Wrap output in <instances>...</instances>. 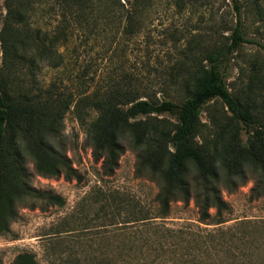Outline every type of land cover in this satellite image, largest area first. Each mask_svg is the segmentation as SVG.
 <instances>
[{
	"label": "trees",
	"instance_id": "16d2710c",
	"mask_svg": "<svg viewBox=\"0 0 264 264\" xmlns=\"http://www.w3.org/2000/svg\"><path fill=\"white\" fill-rule=\"evenodd\" d=\"M60 1L61 24L53 34L49 36L47 31L33 27L34 34L30 36L21 35L20 26L24 30L30 26L28 19L35 11L34 2L5 0L7 15L0 31V50L6 56V67L25 64L27 74L33 77V67L38 62L57 60L58 45L69 39L74 28L81 29L85 38L109 31L113 38L131 39L142 27L143 13L157 0ZM172 2L182 4L184 0ZM235 8L238 20L230 41L203 46L199 53L189 56L185 74L178 80L186 90L185 96L178 101L173 97L157 98L121 75L103 88L83 89L73 105L93 156L102 160L105 173L111 174L115 169L126 140L136 152V174L147 176L158 187L153 210L118 191L109 193L114 210L113 230L179 231L175 237L183 250L178 257L181 264H264V220L257 224L242 220L233 226L219 227L226 221L229 209L221 188L234 190L250 174V196L264 198V83L262 91L256 92L259 104L255 98L242 101L228 89L221 69L245 40L240 7ZM187 55L186 51L185 59ZM10 77L0 74V235L10 231V223L18 217V207L44 208L64 203L60 195L31 185L27 159L38 174L81 179L68 158L51 142L70 102L52 98L49 91L40 92V87L36 93L23 85L19 88ZM217 101L220 108L214 106ZM204 109L208 124L201 121ZM163 114L175 117L173 128L158 117ZM140 116L144 120H139ZM203 127L208 128L206 133L211 129L210 140L202 135ZM240 130L246 134L243 140ZM189 199L197 207L199 222L218 227L193 231L165 226L162 219L168 214L170 203H187ZM234 227L242 230L235 231ZM161 248H153V258L135 264H163L155 259ZM8 264H36V259L30 252H21Z\"/></svg>",
	"mask_w": 264,
	"mask_h": 264
},
{
	"label": "rangeland",
	"instance_id": "374dc122",
	"mask_svg": "<svg viewBox=\"0 0 264 264\" xmlns=\"http://www.w3.org/2000/svg\"><path fill=\"white\" fill-rule=\"evenodd\" d=\"M32 1L35 11L28 19L30 26L26 30L20 26V34L33 36L34 28L39 27L51 36L61 24V1ZM235 5L240 7L239 20L245 40L221 69L232 93L242 101L255 98L259 104L256 92L262 91L264 83V0H184L182 4L157 0L143 13L142 27L131 39L113 38L109 31L85 38L81 29L74 28L69 39L58 45L57 60L38 62L33 67V77L27 74L25 64L6 67V56L0 50L2 77L10 75L19 88L23 85L36 93L40 87V92L46 90L50 97L70 102L57 123L55 139L50 141L81 175L79 181L66 179L62 174L41 175L35 172L31 160H26L31 185L60 195L64 203L44 208L18 207V217L10 223V231L0 235V263L8 264L16 254L30 252L36 264H135L153 258V248L160 245L156 260L160 259L163 264H181L178 257L183 250L175 237L179 231L113 230L114 210L109 193L118 191L153 210L158 187L147 176L136 174V152L126 140L115 169L111 174L105 173L102 160L93 156L73 105L83 89L103 88L121 75L157 98L173 97L178 101L185 96L186 90L178 80L185 74L184 65L189 62V56L199 53L203 46L230 41L229 35L238 20ZM6 15L5 0H0V31ZM214 106L220 108L221 103L217 101ZM158 117L169 128L176 123L173 115ZM138 119L144 120V117ZM201 121L208 124L205 109L201 112ZM207 130L203 127L202 135L210 140L211 129L209 133ZM245 136L240 130V138L243 140ZM252 185L248 174V180L236 189L221 188V196L229 209L225 213L226 221L219 227L233 226L242 220L256 224L264 220V198L250 196ZM197 218V207L189 199L187 203L173 200L162 220L167 227L193 231L218 227L201 223ZM156 220L161 222L160 218ZM150 235L153 238L146 239ZM181 244L186 246L184 242Z\"/></svg>",
	"mask_w": 264,
	"mask_h": 264
}]
</instances>
